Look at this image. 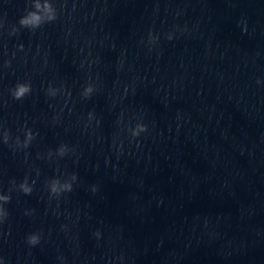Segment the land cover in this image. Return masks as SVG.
Wrapping results in <instances>:
<instances>
[{"label": "water", "instance_id": "water-1", "mask_svg": "<svg viewBox=\"0 0 264 264\" xmlns=\"http://www.w3.org/2000/svg\"><path fill=\"white\" fill-rule=\"evenodd\" d=\"M0 264H264V0H0Z\"/></svg>", "mask_w": 264, "mask_h": 264}, {"label": "clouds", "instance_id": "clouds-1", "mask_svg": "<svg viewBox=\"0 0 264 264\" xmlns=\"http://www.w3.org/2000/svg\"><path fill=\"white\" fill-rule=\"evenodd\" d=\"M21 23L24 24V23H27V21L22 19ZM28 91H29V89L27 87H24L22 85H17L16 89L13 92V95L16 99H21L22 97H24L25 93ZM29 192H30L29 189H25L26 194H28ZM37 242H38V238L36 236L32 235L29 237V243L30 244L34 245Z\"/></svg>", "mask_w": 264, "mask_h": 264}]
</instances>
